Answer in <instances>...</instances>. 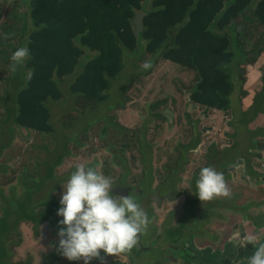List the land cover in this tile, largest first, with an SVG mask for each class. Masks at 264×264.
<instances>
[{
    "label": "rangeland",
    "instance_id": "374dc122",
    "mask_svg": "<svg viewBox=\"0 0 264 264\" xmlns=\"http://www.w3.org/2000/svg\"><path fill=\"white\" fill-rule=\"evenodd\" d=\"M8 1L10 0H0V39L2 40H5L3 37L8 34L6 28L17 25L19 15L23 11L19 5ZM149 8L150 5L147 6V9ZM28 29H31L30 26H28ZM249 30L247 45L240 44L241 47L237 48L233 43L232 46L235 54V61L231 65L234 89H232L233 92L229 96L230 108L232 107V109L227 111L219 109V111L223 112H218L213 111L212 108L205 110L202 105L197 106V109H200L203 113L206 111L205 115L208 117L200 126H205L204 130L209 128L211 131L200 137V141L198 143L196 141V145L199 143L206 144L208 153L211 147L214 150H221L231 143V139L227 138L226 131L232 123H238L240 117L237 110L252 111L255 106L261 107L264 104V94L257 96L258 94L254 93L249 86V75L257 71L258 76L262 78L261 83H264V64L259 63L257 69H255V64L264 54V38L261 40V34L264 33V30L259 26L250 27ZM10 40L9 43L12 44V48L0 45V204L3 202L1 194L4 193L6 196L4 205L0 209V229L8 228V232L12 231L8 237H3V233H0V264L12 263L15 256L12 244L17 243L13 238L19 234L20 224L24 226L30 220H38L43 224L42 232L44 234H49L51 237L52 231L57 234V230H54L55 224L62 217H55V222L52 224L53 228L50 227L49 229V226L46 228L49 223L48 214L50 212L48 205L53 201V195L58 200L60 199L65 182H59L54 187L58 181L53 182L51 180L50 175L53 171L57 175L56 178L61 180L63 176L72 172L73 165L78 163L79 160L91 161L97 158L101 152L107 151L102 160L106 162L113 161L111 150L108 151L109 147H114L119 153V146L122 142L116 139H109L108 136L102 138L99 135V127L102 124V120L107 119V114L109 113L108 115L111 116L116 109L115 106L120 102L128 105L126 110L119 112L122 118L121 122L126 124V126L137 129L135 132L139 141L137 139L136 142L144 144V152L146 154L149 152L150 147L152 150L151 155H146L147 160L143 165L137 147L133 146L130 149L126 160L128 167L132 168L133 171L132 173L129 171V177L133 179L134 185H136L145 179L143 177L140 179L141 173L137 172L138 168L148 167L149 171L151 167L155 177L161 180L166 171V167L165 169L162 167L163 164H173L178 155L173 148L175 140H179L178 142L181 144L183 151L185 141L179 135L182 134L185 137H189L190 129L180 125V116L176 125H171L168 129L164 128L162 123L156 121L157 115H148L149 111H152L151 105L154 103H160L164 106L173 105L174 109L176 104L177 112L180 113L181 110H184L186 102L184 103L185 96L179 94L188 93L190 95L196 83V74L194 75L191 70L169 61L159 60L150 70L144 69L142 65L146 61H150L151 56L141 53L125 58V68L122 72V77L112 81L110 89L105 92L108 98L102 103H91L84 97L74 95L70 89L74 79L72 77L67 78L61 84L63 97L58 101L50 100L48 102L51 111L50 121L54 125V132L39 133L34 130L28 131V129L18 127L10 113V109L13 110L16 107L15 96L18 91L16 85L20 81V77L18 74L9 73L8 70L12 50L21 47L26 42L17 38H11ZM21 41H24V43L21 44ZM3 51L7 52L8 58L3 54ZM256 51H261V56L256 62L247 65L243 59L244 55H248V58L253 59L256 57V54H254ZM261 88L262 86L259 87V89ZM251 100L253 104H249ZM143 120L146 123L141 129L140 125ZM230 130L234 129L231 128ZM177 136L180 138H177ZM116 137L119 138L120 134H117ZM163 142H166V145L162 149ZM238 150H240V145L238 146V144L225 149L223 156L226 160L222 162L217 157L208 158L207 153L200 150L189 153L186 151L182 155L186 157L188 163L187 171L183 172V177L181 178L182 189L189 190L192 195L194 192L195 173L198 172L202 164L209 160L217 165L222 163L221 166H225L233 160L230 155H233ZM69 151L70 154H68ZM61 154H63V158L61 163L58 164V155ZM229 157L231 158L228 159ZM115 158L119 159L120 157L116 155ZM258 164L262 166V163ZM108 167L110 168L109 173L112 174L113 170L116 176L120 173L117 167H112V165H108ZM22 172H26V175L28 172L30 177L27 175V179L24 180L21 177ZM229 175L224 176V178H228ZM26 187H35L38 190L39 197L36 194L34 195L37 200L36 204L30 198L29 192L25 190ZM260 192L264 194V189L261 188ZM141 198L143 197L136 198L139 204L142 203ZM176 203L171 205L174 206ZM59 206L56 203L54 213ZM32 208H37L38 212H40L38 216L30 214ZM143 209L147 214L146 208L143 207ZM151 215L152 217L147 215L150 225L152 220L154 221L151 231L158 227V219L161 216H165L168 222L174 220V223L170 225L172 228H175L181 217L167 216L166 208L164 206L158 207L155 203L152 205ZM141 233V244L145 249H141L137 256L134 255V252H129L125 255H119V258L132 260L133 264L150 262L166 264L165 262H170V256L173 254L183 258V263L185 262L184 257H186L188 249L185 243H182V239L185 238L183 231L172 230V232H168V240H173L176 246L178 243L184 244L177 248L173 246L168 253L162 250L163 242L165 241L164 237L159 242L156 240L151 242L147 231L143 230ZM4 243L9 249L6 253L3 246ZM5 254L6 257H4Z\"/></svg>",
    "mask_w": 264,
    "mask_h": 264
},
{
    "label": "trees",
    "instance_id": "16d2710c",
    "mask_svg": "<svg viewBox=\"0 0 264 264\" xmlns=\"http://www.w3.org/2000/svg\"><path fill=\"white\" fill-rule=\"evenodd\" d=\"M8 2L19 5L23 11L17 25L6 28L8 34L3 37L5 40L0 39V45L12 48L10 39L17 38L25 40L26 44L21 41V46H26L30 52L24 65L14 73L19 75L20 81L16 85V107L10 109V113L18 127L39 133L54 132L48 102L63 97L61 84L67 78L74 79L70 86L74 95L91 103L102 102L108 98L105 92L110 89L112 81L122 77L125 54L132 57L142 52L152 55L155 63L162 59L191 70L196 74L192 100L207 109L227 111L231 106L229 96L234 89L231 77V65L235 61L233 43L237 48L247 45L250 27L259 26L264 30V0ZM141 11L145 12V29L137 38L133 19ZM263 38L264 33L261 40ZM3 54L8 58L6 51ZM254 54L253 59L244 55L247 65L256 62L262 52ZM28 70L33 75L30 80H25L24 73ZM263 94L264 86L257 96ZM160 105L154 103L151 109ZM254 112H264V106H255ZM156 115L161 117L159 113ZM139 146L142 151L144 144L141 142ZM141 154L145 162L147 154ZM58 156L59 164L63 154ZM27 175L21 173L24 180ZM50 177L53 182L58 181L54 187L65 179L64 176L58 180L54 171ZM25 190L30 198L33 199L34 194L39 197L35 187H26ZM5 197L2 193L0 209ZM56 202L53 197L48 205L49 223L55 222ZM39 213L37 208L30 212L34 216ZM36 223L40 224V221L36 220ZM8 231V228L0 229L2 235H9L11 232ZM246 255L247 250L241 248L240 257Z\"/></svg>",
    "mask_w": 264,
    "mask_h": 264
},
{
    "label": "crops",
    "instance_id": "0c3cea01",
    "mask_svg": "<svg viewBox=\"0 0 264 264\" xmlns=\"http://www.w3.org/2000/svg\"><path fill=\"white\" fill-rule=\"evenodd\" d=\"M259 63L264 64V54ZM257 72L251 74L249 86L254 93L259 94L262 90L259 87H263V83H261V77ZM249 104H253L252 100ZM241 111L243 120L241 124H238L241 131L236 135V139L240 143V150L230 155L233 158L230 163L225 166H221V163L214 167L224 176L230 174L228 179H232L233 182L228 179L226 181L230 195L217 196L214 198L216 201L211 203H200L205 215H201L200 209L192 215L190 231L185 236V245L188 249V253L184 257L185 262L183 263V258L172 254L170 262L167 261L166 264H247L255 246H241L243 236L248 233L264 234V194L260 192L261 188L264 189V122H259L260 120L264 121V113H259L255 119L249 121L247 117L253 114L252 111ZM153 115L150 114V116ZM204 116L206 115L204 114ZM251 129L258 130L257 141H253L249 133ZM227 131L232 133L230 129ZM233 146L234 142L225 148ZM209 150L210 156L217 157L220 162L226 160L222 153L219 154V150H214L212 147ZM258 163H262V166H259ZM197 178L198 176L195 175L194 187ZM194 191H196L195 188ZM192 197L198 199L194 192ZM32 200L34 201V198ZM207 205L213 207L206 214ZM157 206L161 207L159 204ZM199 218L202 219L199 220ZM158 221V226L160 225L158 231L156 229L151 231L154 221L151 222L149 233L151 242L154 240L159 242L164 237L167 243H174L173 240H168V233L165 231V228L174 223V220L168 222L165 216H161ZM48 226L50 229L52 224H47L46 228ZM42 229L43 225L36 223V220H30L24 226L20 224V232L17 237L13 238L17 243L12 244L15 256L11 264H83L82 260L69 261L60 255L56 249L57 234L52 231L51 237L49 234H44ZM54 230L56 231L55 228ZM9 235H3V237ZM3 246L5 253L8 252L6 243ZM242 247H248L251 251L247 258H239V251ZM113 261L116 262L115 264H129L125 258H119L117 254H105L103 250H101L100 257L93 258L89 264H112Z\"/></svg>",
    "mask_w": 264,
    "mask_h": 264
},
{
    "label": "clouds",
    "instance_id": "9594fccd",
    "mask_svg": "<svg viewBox=\"0 0 264 264\" xmlns=\"http://www.w3.org/2000/svg\"><path fill=\"white\" fill-rule=\"evenodd\" d=\"M147 55L151 56V60L146 61L142 67L150 70L157 63L154 62L152 55ZM29 57L30 52L26 46L16 48L10 57L9 72H17L18 67L24 65ZM125 58L129 57L125 54ZM259 61L255 66L258 65ZM32 75V71L28 70L24 73V79L30 80ZM250 76L251 74L249 75V81ZM192 95L193 90L189 95L190 99H192ZM216 109H213V111L223 112ZM205 110L208 109L205 108ZM195 144L196 141L193 146ZM188 146H191V144ZM146 160L145 155L144 164ZM214 165L215 163H212L211 166H204L198 172V178L195 181V194L200 201H209L217 196L226 197L230 195L224 175L216 171L213 168ZM151 172L152 168L147 172L144 171L145 174ZM63 189L59 200L53 195L57 200L56 203L60 205L54 213L55 217H62L57 221L59 227L57 229L58 242L56 249L60 255L69 261L82 260L83 264H89V261L93 258L100 257L101 250L105 254L114 255L126 252L136 245L138 234L145 230L148 225L147 214L134 197L124 195L120 200L114 199L110 194L112 193L110 190L113 189V181L93 166H86L84 163L76 164L75 170L69 174ZM34 201L36 203L37 200L34 198ZM39 225L42 226L43 224L40 223ZM245 245L255 246L247 264H264V234L248 233L244 235L241 246ZM245 249L247 255L240 257L239 251V258H247L250 255V249L248 247Z\"/></svg>",
    "mask_w": 264,
    "mask_h": 264
},
{
    "label": "flooded vegetation",
    "instance_id": "af4514ba",
    "mask_svg": "<svg viewBox=\"0 0 264 264\" xmlns=\"http://www.w3.org/2000/svg\"><path fill=\"white\" fill-rule=\"evenodd\" d=\"M179 95L185 96L184 103L186 102L184 110H181L180 113L177 112V105L176 104L174 106V109H173V105H170V106L162 105L160 107L155 108L153 111L149 112L152 115L153 114L156 115L158 113L161 114V117L157 115L156 121L159 123H162L164 125V128H166V129H168L171 125L172 126L176 125V123L178 122L179 116H180V121H179L180 125L190 129L189 130V132H190L189 137H185L182 134L179 135L180 137H183L182 140L185 141L183 151H182L181 144H179V142H178L179 140L178 141L175 140L173 148L176 150L178 155L176 156L174 164H167V165L163 164L162 167H164V169H165V167H167V168H166L165 174L161 180H156L155 182H153V180H150L147 183H144L141 186H139L140 183L143 182V180H141L138 184L134 185L135 182L128 175L129 171H131V173L133 171L132 168L128 167L127 160H126V157H128V155L130 153V149L133 146H136L139 154L144 152V149L141 151L140 146H139V144L141 142H136V140L138 139V136L136 135L135 131L137 129H133L132 127L126 126V124L121 122L122 118H121L119 112L124 111L128 108V105L124 102H120L118 105H116L115 106L116 109L114 111L112 109H110L111 111H113L112 115L109 116L108 115L109 113H108L107 119L102 120V124L99 127V132H100L99 135L102 136V138H106L108 136L109 139H116V140H119L122 142V144L119 146V148H120L118 150L119 153H117V151L114 147L108 148V151L111 150L110 153H112V155H113V161L110 160V161L106 162V161L102 160L104 154L107 152V151H105L104 153L101 152V154L97 158H94L91 161L79 160L78 163H84L86 166H93L97 171L101 172L106 177H109L113 181V189L110 190L112 192L110 194L113 196L114 199L120 200L122 198V196H124V195L133 196L135 200L137 197H139V198L143 197V198H141L142 203L140 204V206L142 208L143 207L146 208L147 215L149 217L152 216L151 215L152 214V205L154 203V200H157L159 202L160 206H164L166 208L167 216H172V217L181 216L179 219V222H177L175 228H172L171 226L168 225V227L165 228V231L167 233L169 231L172 232V230L173 231H176V230L177 231H183L184 237H185V236H187L188 232L190 231V225L192 222V215L194 213H196L199 209L201 211V215H205L204 211L202 210L200 203L206 204V203H211V202L216 201V200L212 199L209 201H200L198 199H194V198H192L191 192L189 190H183L181 187V185H182L181 178L183 177V172L187 171V166H188V163L186 161V157H183L182 155L186 151L189 153V152H198L197 150H200V151L207 153L206 155L208 158H210L212 156H210V151L208 153L207 146L204 143H199L198 145L195 144L193 147V143L195 142L196 139H197V143H198L200 141L199 140L200 137L205 136L206 133H209L211 131V130H209V128H206V130H204L205 126H203V127L200 126V124L202 122L206 121L208 119V117L204 116L205 113H203L200 109H197V106H200V104L196 101L195 102L191 101L192 99L189 98L190 96L188 93L179 94ZM98 103H102V102H98ZM262 106H264V104H262ZM230 109H232V107ZM237 112H238V115L240 117L238 119V123H232L229 126V129L233 128L234 130H231L232 133L226 131L227 138L231 139V143L234 142V146L236 144H238V146L240 145V143L236 139V135L239 131H241L240 126H238V124H241L242 120H243L242 119V117H243L242 111L237 110ZM252 113L253 114L251 116L247 117V120H249V121L253 120L259 115V113H264V112H258L256 114L254 112V110H252ZM150 114H148V115H150ZM228 120H230V119H228ZM259 122H264V121L260 120ZM145 123H146V121L143 120V122L140 125L141 129L144 127ZM150 130H151V128H150ZM101 132H103V133H101ZM249 133H250L253 141H257V137L259 136L258 130L251 129V130H249ZM117 134H120L119 138L116 137ZM228 135H232L234 137H229ZM179 136H177V138H180ZM138 141H139V139H138ZM258 141H259V138H258ZM167 144H168V142H167ZM189 144H191V146H188ZM230 144H228V146ZM165 145H166V142H163L162 143V149ZM149 147H150V145H149ZM225 149L219 150V154L220 153L223 154V151ZM151 153H152V150L150 147L149 152L147 154L151 155ZM68 154H70V151L68 152ZM116 155H118L120 158L116 159L115 158ZM140 160L143 163L142 154L140 155ZM78 163H75L73 165L72 171L75 170V165ZM108 165H110V166L112 165V167L113 166L117 167L120 170V173L117 174V176H116L115 171L113 170L112 171L113 175H112L111 173H109L110 168L108 167ZM143 165H144V163H143ZM211 165H212V162H210L209 160L206 161L204 164H202L199 167L198 172L202 167L211 166ZM216 166H217V164H215L213 166V168ZM138 169L139 170L137 172L141 173L140 179L142 177L145 178L147 174H145L144 171L147 172L148 167H141ZM198 172L195 173V175L198 176ZM70 173L71 172H69L68 174L65 175V179H64L65 182H66ZM227 179L228 178H225V183H226ZM136 182H138V181H136ZM152 184L155 185V188L152 192H149L148 189L151 187ZM159 185L162 186V188H160ZM130 188H132V189L130 191H128ZM194 188L196 190V186ZM156 189L159 190L158 192L160 193V195L155 194V192H157ZM195 192L196 191H194V194H195ZM195 196H196V194H195ZM151 197L154 200H152ZM136 201L139 202L138 200H136ZM175 202H177V203L174 206H172L171 204H173ZM165 204H168V205H165ZM211 207H213V206L207 205L206 214L208 213V211ZM201 219L202 218H199V220H201ZM159 226L156 227V231L159 230ZM185 241H186V239L183 238L182 243H185ZM167 244H168V246H166ZM179 245H180V243H178V245L176 246V244H174V243L165 242V244H163V248H164V246H166V249L169 248L171 250L173 246H175V248H177V247H179ZM141 249H145V248L142 247V248L138 249L137 251H141ZM137 254H138V252H134V255H137Z\"/></svg>",
    "mask_w": 264,
    "mask_h": 264
},
{
    "label": "water",
    "instance_id": "95a60500",
    "mask_svg": "<svg viewBox=\"0 0 264 264\" xmlns=\"http://www.w3.org/2000/svg\"><path fill=\"white\" fill-rule=\"evenodd\" d=\"M144 15H145L144 12H140V13H138V14L136 15V17H135V19H134V25H135V27H136V32H135V34H136L137 37H139L140 34H141V33L143 32V30H144V24H143V17H144ZM180 178H181V177H180ZM150 180H153V182H155L156 180H158V178L155 177L153 171H152L151 173H149V174L146 175L145 179L143 180V182L140 183L139 186H141V185L144 184V183H147V182L150 181ZM228 180L231 181V182H233V180L230 179V178H229ZM159 186H160V185H159ZM154 188H155V185L152 184L151 187L148 189V191H149V192H152V191L154 190ZM160 188H162V186H160ZM131 189H132V188H130L128 191H130ZM156 190H157V192H155V194H156V195H160V193L158 192L159 190H158V189H156ZM156 190H155V191H156ZM160 192H161V191H160ZM151 199L154 200L152 197H151ZM154 203H155L156 205L159 204V202H158L157 200H154ZM50 223L53 224L52 221H50ZM58 227H59V225H58V224H55V229H56V230L58 229ZM145 231H147V235L150 233V223H148V225H147ZM182 237H183V236H182ZM141 238H142V233H139V234H138V237H137V243H136V245H135L132 249H130V250L126 251V252L118 253L117 255H118V256H119V255H125L126 253H129V252H138V254H139L140 251H137V250L140 249L141 247H143L142 244H141ZM165 242H166V241H164L163 244H165ZM179 246H181V245H179ZM162 250H163L164 252L166 251V253H168L169 248L166 249V248H163V246H162ZM138 254H137V255H138ZM137 255H136V256H137ZM147 257H149V256H147ZM125 259H126V258H125ZM126 260L129 262V264H133L132 260H129V259H126ZM115 263H116L115 261L112 262V264H115ZM125 263H126V262H125Z\"/></svg>",
    "mask_w": 264,
    "mask_h": 264
}]
</instances>
